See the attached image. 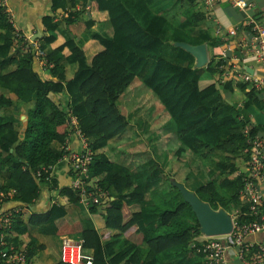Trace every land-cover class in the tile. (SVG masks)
<instances>
[{"label": "trees", "instance_id": "trees-1", "mask_svg": "<svg viewBox=\"0 0 264 264\" xmlns=\"http://www.w3.org/2000/svg\"><path fill=\"white\" fill-rule=\"evenodd\" d=\"M90 1L95 5L91 8L107 13L112 27L110 38L91 34L82 43L69 39L51 49L57 25L52 23L53 16L43 17L51 34L37 40L42 44L37 43L45 52V69L53 80H43L34 70L31 50L22 49L23 39L16 38L10 14L0 6V208L7 202L20 205L17 213H11V226L5 227V241L21 248L22 239H27L23 249L31 261L44 248L37 245V238L29 232L31 227L42 236H78L82 253L90 257L91 264H195L187 256L195 253L191 244L200 233V225L190 205L170 184L158 162L149 159L135 167L116 162L109 142L124 134L135 120L138 113L131 111V101L143 96L146 88L156 100L151 107L152 113L157 109L153 121L162 111L178 143L174 157L180 159L189 152L202 162L208 179L195 187V195L214 211H229L238 202L243 187L239 169L246 167L250 159L243 152L248 145L242 130L250 122L224 100L217 85L199 87L198 69L163 58L161 32L168 19L164 13L144 14L155 0H138L134 7L125 0ZM66 3L74 8L76 0H52L51 7L63 10ZM186 3L192 13L189 25L184 27H192L205 15L195 10V0ZM140 14H144L142 19ZM184 35L178 40L185 39ZM88 40H96L102 49L87 54L83 45ZM14 41L20 47L12 53ZM206 43L215 45L211 39ZM64 48L69 50L66 57L62 54ZM67 63L76 68L69 79L65 76ZM10 65L14 69L5 72ZM218 65L210 60L206 71L213 75ZM135 80L140 82L136 85L143 86L142 91L134 93L124 112L119 101ZM225 86L231 89L230 83ZM239 88L246 98L245 108L261 105L257 93L246 91L244 85ZM5 92L14 95L15 100ZM51 95L58 97V102ZM5 109L12 113H5ZM69 116L76 118L92 152L88 178L104 194V203L87 210L95 214L103 208L104 233L85 228L80 221L69 222L67 210L59 201L45 210L31 208L44 186L57 188L53 177L45 181L36 173L60 159L61 152L54 144L60 146L70 135ZM139 123L143 137L147 124ZM257 132L252 125L250 135ZM148 172L152 175L147 177ZM164 181L168 190L155 196ZM226 190L233 193L227 194ZM57 193L70 205L79 202L69 187L57 188ZM146 196H151L152 205H142ZM238 219L242 222L248 216L243 214Z\"/></svg>", "mask_w": 264, "mask_h": 264}, {"label": "crops", "instance_id": "crops-1", "mask_svg": "<svg viewBox=\"0 0 264 264\" xmlns=\"http://www.w3.org/2000/svg\"><path fill=\"white\" fill-rule=\"evenodd\" d=\"M51 1L52 0H8L10 11L9 14L11 21L13 22L14 29L29 41H32L35 38L34 41L42 44L41 40H37L51 34L50 31L44 26L43 17L53 16L52 23L57 25V29L52 34L56 36L55 41L50 45L51 49L60 46L65 42V40L69 39H73L75 44L82 43L85 41L84 38L91 34H96L105 38H110L112 36V27L110 21L108 20L107 13L96 8H91V6L95 5L90 0H76V5L74 8L69 7V4L66 3V7L63 10L61 8L58 10H53L51 7ZM137 1L138 0H131L130 2V0H125V2H129V7H134ZM246 1L250 5L247 11H241L239 9L233 8L226 0L215 2L207 12L204 11L201 6L197 5L195 6V10L204 13L205 18L198 21L195 26L192 27H184L189 25L188 19L192 13L191 6L186 3V0H155L153 5L145 8L144 14H147L149 11H153L154 13H164L168 19L161 32V36L165 42L162 54L163 58L180 65H192L193 68L198 69L199 73L197 80L199 87L205 88L211 84L217 85V89L220 91L224 100L229 103L238 114L241 116L243 115L244 118L250 122V124L255 125L258 128L256 135L264 141V130L262 128L264 124V104L261 102L260 106H249L248 108H245L244 103L246 98L244 93L240 90L239 85L235 84L229 79L221 80L216 73H213L212 75L206 71V65L210 60H212L215 64L219 57L223 56L222 52L226 45L230 46L232 49L231 51H226V55H228V57L236 56V47H238L242 51V67H248L249 69H252V72L253 69L260 71L259 65L255 64L251 58L246 56L244 57L243 47L239 45H243L250 39L249 30L246 28L248 15H250V18L257 23L264 25V0ZM144 14H140L139 18L142 19ZM65 19H68L69 22L66 23ZM183 27L184 29L182 30ZM217 29H219L221 34L217 33ZM229 29H235L236 34L232 37H228L226 32ZM180 35H184L185 39L178 40ZM207 39L213 40L215 45H207ZM179 43H186L192 46L204 44L206 46L207 52V64L202 67H197L196 58L187 52ZM17 47H20V45L14 41V47L12 48L11 52H16L14 49ZM83 47H85V51H87V54L89 55H92L102 49V46L96 40H88L85 42ZM62 54L65 57L68 56L69 50L64 48ZM237 55L239 56V54ZM33 67L43 80H53L45 67L40 65L37 61H34ZM13 69V65L6 66L5 72L11 71ZM75 69V66L72 64L67 63L65 65V76L67 79L72 77ZM229 83L231 85V89L226 86L224 87V85ZM137 87L139 88L136 89ZM142 88L143 86L136 85L135 87H132L128 93L134 97V93L136 91H142ZM1 92L2 91H0V93ZM5 95L15 100L14 95L8 94L6 92ZM50 97L56 102L59 100L58 97H56L58 99L57 100L54 95H51ZM64 98L60 97V100H66V98ZM144 101L145 102H142L141 104H144L142 107H144L145 113L147 114V111H149L152 106L147 103L146 99H144ZM5 113H12V111L10 109H5ZM142 117L143 114H136L134 117L135 120L131 121L128 128L131 129V131H129L126 135L122 134L120 137L109 142L110 150H115L116 147L117 150H119L115 154L116 162H121L127 166L135 167L136 165L142 164L149 159H153L160 164L164 173H166L170 184L177 187L183 196L185 193L195 195V187L197 185L206 183L208 179L207 174L202 167V162L198 157L193 156V154L189 152H187L180 159L174 157V150L177 148L178 143L173 139L172 134L167 127V119H165L163 123L157 125L158 118L156 117L157 119L145 126L147 132L142 137L140 135L141 131L135 127L136 122H140ZM144 124L148 123L144 122ZM131 125L133 127H131ZM136 130L139 131L138 134H136ZM170 137L172 138V143L169 140ZM130 140H144L141 142V144L143 143L147 146L145 147V150L137 154L134 152V148H138L139 145H134V141L129 142ZM150 140L153 141L151 144H149ZM156 140L158 143L163 140H168V142H161L160 146L154 147L156 145ZM66 142L71 149L80 148V141L74 134H70L67 137ZM60 146L54 144L55 148L59 149ZM141 154L143 155L144 159L142 162L136 163L134 166L128 165ZM166 158H171V161L174 163H180L185 166L181 179L177 178V175L175 174L177 170H169L170 162L164 161ZM191 162L197 165L196 170L193 169ZM239 170L242 178L245 175L247 176V170L244 166L240 167ZM170 172L172 176L169 175ZM71 175L72 174L68 165L64 163H58L53 173V179L56 182L57 188L61 189L62 187H69ZM256 186L259 196L264 197V178L256 181ZM57 188H52V190H50L48 187L44 186L41 191L40 199L36 201L35 204L31 206V208L35 211H41L45 210L52 203H57V201H59V203L64 205L67 210L66 218L69 222L80 221L85 228H94L99 233L106 232L102 217L103 208H98L95 214H90L81 202H78L75 205L68 204L64 197H60L58 195ZM167 190L168 188L166 182L164 181L162 182L160 189L156 191L157 195L155 196L160 197L161 193ZM225 192L227 194H232L233 190H226ZM240 192L238 196V202L231 205L229 211H224L222 209H218L216 211H222L230 219L235 216H243V214L246 213L245 208L247 209V203L245 197ZM148 201H150V203H148ZM150 204H153L152 198L151 196H146L142 205L147 206ZM19 206L20 205L18 203L7 202L2 208H0V210L8 211ZM133 209L136 210L137 208L133 207ZM29 232L37 238V245H42L44 247L33 257L31 260L32 264H55L60 261V248L62 242L65 239L73 242H79L78 236H42L38 235L36 230L31 227H29ZM197 237L199 240L206 237H214L219 239L224 245H229L223 253L225 264H243L236 255V249L230 246V238L227 236H207L200 231ZM22 241L21 247L23 248L27 242V239H22ZM244 241L249 244L264 245V233H255L249 235L244 239ZM187 258L191 259L193 262H195V264H205L203 258L197 256L195 253H189Z\"/></svg>", "mask_w": 264, "mask_h": 264}, {"label": "built area", "instance_id": "built-area-1", "mask_svg": "<svg viewBox=\"0 0 264 264\" xmlns=\"http://www.w3.org/2000/svg\"><path fill=\"white\" fill-rule=\"evenodd\" d=\"M196 3L209 11L211 6L220 0H195ZM230 5L241 11H247L250 6L246 0H226ZM0 6L4 7L9 13L8 0H0ZM246 28L249 30L250 39L243 45L244 57H249L252 61L260 66V71L253 69L252 73L247 72L242 67V51L236 47V56L226 55V51H231V47L226 45L223 49V56L219 57L215 67L216 74L221 80L229 79L237 85H244L247 91L257 93L260 101L264 104V25L257 23L247 17ZM14 28V27H13ZM217 33L221 34L219 29ZM17 39H23L22 49L31 50L35 61L45 67V52L41 49L37 42L29 41L20 35L14 29ZM236 34L235 29H229L226 32L228 37ZM68 125L70 126V134H74L80 141V148L71 149L67 144V140L61 144L59 151L61 157L56 164L42 167L37 173V177H44L45 181H49L53 177L54 170L58 163H64L69 166L72 173L69 188L77 194L79 202L87 209L95 204H103V193H99V189L88 178L89 165L91 163L92 152L88 147V142L78 128L77 120L74 116H69ZM251 124L244 126L243 134L247 139L248 148L243 152L249 154L250 159L245 167L247 176L243 177V187L240 193L245 197L247 203L248 216L245 221H240L238 216L231 218V230L228 234L223 235L230 238L232 247L236 249V255L243 264H264V245L249 244L244 239L255 233H264V197L259 196L256 181L264 178V141L257 135H250ZM96 189V190H93ZM19 208L9 210L7 212L0 210V264H32L27 259L25 250L17 248L15 245L6 243L5 227L11 225V213H17ZM79 243V244H76ZM229 245H224L219 239L206 237L204 239H194L191 249L197 255H201L205 264H225L223 253ZM60 261L64 264H91L90 257L84 255L81 250L80 242H73L65 239L60 248Z\"/></svg>", "mask_w": 264, "mask_h": 264}, {"label": "water", "instance_id": "water-1", "mask_svg": "<svg viewBox=\"0 0 264 264\" xmlns=\"http://www.w3.org/2000/svg\"><path fill=\"white\" fill-rule=\"evenodd\" d=\"M38 37V36H37ZM36 37V38H37ZM35 38L32 40L34 41ZM187 52L196 58L197 67H202L207 64L206 46L201 45H188L186 43H179ZM244 69L252 73V69L244 67ZM183 199L190 205L192 212L195 214L196 219L200 225V231L207 236H217L228 234L231 230V219L227 217L222 211L212 210L208 204L200 201L196 195L183 194ZM79 244V243H76Z\"/></svg>", "mask_w": 264, "mask_h": 264}, {"label": "rangeland", "instance_id": "rangeland-1", "mask_svg": "<svg viewBox=\"0 0 264 264\" xmlns=\"http://www.w3.org/2000/svg\"><path fill=\"white\" fill-rule=\"evenodd\" d=\"M134 84H132L127 90H126V92H128L130 89H132V87L134 86V85H136V83H140L138 80H135L134 82H133ZM138 86H140V85H138ZM139 87H137L136 89H138ZM147 92H149L146 88H144ZM137 96V95H136ZM131 97H132V95H130L129 93H127V94H125L122 98H121V101H120V103H121V108L124 110V112H127L128 111V105L130 104V101H131ZM144 99H146L147 100V103L150 105V106H152L153 105V103L156 101L153 97H152V95L151 94H149V93H146V94H144L143 96H137V97H134L133 99H132V101H131V111L132 112H134L135 110H137L136 112L138 113V114H140V113H142L143 114V117L141 118V121H140V125H142V123L144 124V122H147L148 124L147 125H149V123H151V122H153V117L155 116V112H156V110H155V112H153L152 113V109H151V111H150V113L148 114H146L145 113V111H144V107H142L144 104H141L142 102H145L144 101ZM160 108H162V106H161V104L160 103H158L157 104ZM142 107V108H141ZM163 109V108H162ZM1 114H3V113H1ZM135 117V116H134ZM157 118H158V123H157V125L158 124H161V123H163L164 121H165V116L164 115H162V111L161 112H159L158 114H157V116H156ZM131 127H133L132 125H131ZM135 127L136 128H138V124H137V122H136V124H135ZM128 128H129V126H128ZM127 128V129H128ZM149 128H150V126H149ZM156 128V127H155ZM154 128V129H155ZM129 131H131V129H128L123 135H126ZM139 133V131L138 130H136V134H138ZM156 138V137H155ZM170 142L172 143V138L170 137ZM131 141H134L133 142V144L134 145H136V146H138V148L136 147V148H134V152L135 153H137V154H139V153H141L143 150H145V147L147 146V145H145V144H141V142L142 141H144V140H141V141H137V140H130L129 142H131ZM168 142V140H163V141H160V143L161 142ZM112 143V142H111ZM140 143V144H139ZM146 143V142H145ZM160 143H158V141L156 140V145L154 146V147H156V146H160ZM163 144V143H162ZM117 151H119V150H117V147L115 148V150H113V151H111L112 152V154H116V152ZM130 156H133V155H130ZM152 157V156H151ZM144 159H143V155L141 154L140 156H138V157H136L134 160H133V162H131V163H129L128 165H131V166H134L136 163H140V162H142ZM200 160V159H199ZM164 161H169L170 163H169V170L170 169H172V171H175V170H177L176 172H175V174L177 175V178H182V175H183V170L185 169V166H183V164H180V163H174L173 161H171V158L170 159H164ZM201 161V160H200ZM203 164H205V162H203ZM139 165V164H138ZM191 165L193 166V169H195L196 170V168H197V165L195 164V163H193V162H191ZM147 175V177L148 176H150V175H152V173H150V172H148V174H146ZM169 175H171V172L169 173ZM172 176V175H171ZM91 182H92V180H90ZM92 183H94V182H92ZM153 191H155L156 190V188L155 187H153V188H151ZM148 203H150V201H148ZM45 238H47V237H45ZM214 238V237H213ZM194 239H196L197 241L199 240L198 239V237H195ZM194 241V240H193Z\"/></svg>", "mask_w": 264, "mask_h": 264}]
</instances>
